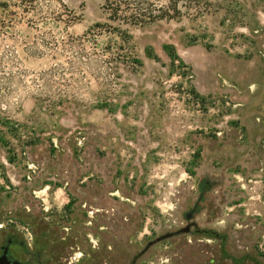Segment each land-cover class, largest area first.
<instances>
[{
	"label": "rangeland",
	"instance_id": "rangeland-1",
	"mask_svg": "<svg viewBox=\"0 0 264 264\" xmlns=\"http://www.w3.org/2000/svg\"><path fill=\"white\" fill-rule=\"evenodd\" d=\"M224 3L123 27L131 66L93 28L100 0H0V224L64 238L80 264H130L186 226L205 181L200 232L136 264H264V0Z\"/></svg>",
	"mask_w": 264,
	"mask_h": 264
},
{
	"label": "trees",
	"instance_id": "trees-1",
	"mask_svg": "<svg viewBox=\"0 0 264 264\" xmlns=\"http://www.w3.org/2000/svg\"><path fill=\"white\" fill-rule=\"evenodd\" d=\"M102 10L109 24L95 25L93 28L102 30L110 39L107 50L113 55L112 62L123 65L140 66L141 63L132 55L131 35L123 27L145 28L161 22L180 21L183 18H200L211 12L224 9L227 0H100ZM228 8V7H227ZM236 19V11H229ZM91 29L87 35L72 39L70 44L83 49L85 45H93V39L99 34ZM101 33V32H100ZM172 61L178 57L172 47H166ZM122 54V55H120ZM148 56H153L150 52ZM211 184L205 181L199 184L200 195L196 205L204 201Z\"/></svg>",
	"mask_w": 264,
	"mask_h": 264
},
{
	"label": "flooded vegetation",
	"instance_id": "flooded-vegetation-1",
	"mask_svg": "<svg viewBox=\"0 0 264 264\" xmlns=\"http://www.w3.org/2000/svg\"><path fill=\"white\" fill-rule=\"evenodd\" d=\"M197 214L198 206L194 205L193 207L188 208L182 215V218L186 221V226L191 225L189 232L184 235L200 232L197 225L194 223ZM7 229H9L8 235L2 238L1 235L4 233V230ZM201 232L207 233L205 231ZM22 235L24 234L16 227L10 226L9 228H6V226L0 224V264H80V260H76L75 253H66L64 238H60L57 242L53 243V245H50L47 238L37 239L32 230L31 232H28V238L23 237ZM151 242L153 241H150L149 243ZM153 247L154 246L150 247L140 257L139 255L142 251L137 253L130 264H136L137 261L144 257ZM72 260L75 261V263L72 262Z\"/></svg>",
	"mask_w": 264,
	"mask_h": 264
},
{
	"label": "water",
	"instance_id": "water-1",
	"mask_svg": "<svg viewBox=\"0 0 264 264\" xmlns=\"http://www.w3.org/2000/svg\"><path fill=\"white\" fill-rule=\"evenodd\" d=\"M191 227V225H187L184 229H181L179 231H176L174 233H167L159 238H157L155 241L149 243L146 248L144 249V251H142V253H140L139 257L142 256L150 247L154 246L155 244H158L164 240H167V239H171L173 237H177V236H180V235H184V234H187L189 232V228Z\"/></svg>",
	"mask_w": 264,
	"mask_h": 264
}]
</instances>
